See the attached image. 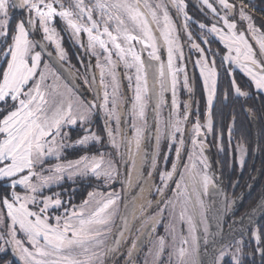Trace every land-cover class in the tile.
Segmentation results:
<instances>
[{
    "label": "snow or ice",
    "instance_id": "6c2138e0",
    "mask_svg": "<svg viewBox=\"0 0 264 264\" xmlns=\"http://www.w3.org/2000/svg\"><path fill=\"white\" fill-rule=\"evenodd\" d=\"M187 8L186 0H0V258L9 250L14 258L4 264H115L125 251L124 264H136L145 239L151 264L165 252L167 264H199L201 241L213 245L211 264L229 257L242 264L243 238L217 247L209 232L205 198L223 190L206 152L210 136L224 151L213 112L221 70L235 97L264 94V31L246 0H199L207 17L196 21L202 47ZM14 11L22 15L13 25ZM62 31L82 53L79 68ZM181 32L198 53L192 68L203 87L202 118ZM53 63H67L72 80L62 81ZM68 149L82 154L68 159ZM235 151L242 167L247 149L241 142ZM78 180L92 190L75 203L76 189L63 185ZM250 232L264 257V231Z\"/></svg>",
    "mask_w": 264,
    "mask_h": 264
},
{
    "label": "trees",
    "instance_id": "16d2710c",
    "mask_svg": "<svg viewBox=\"0 0 264 264\" xmlns=\"http://www.w3.org/2000/svg\"><path fill=\"white\" fill-rule=\"evenodd\" d=\"M246 2H249L252 9H254L249 10V13L253 18V22L257 27H261V30L264 31V0H246ZM197 34L193 31V36L196 37ZM211 47L213 51H216L219 45L214 40ZM217 62L219 63V60ZM234 71H236L237 82L240 83L245 90H249V81L247 78L243 77V75L237 70ZM193 76L195 77V100L200 101V113L202 118L205 110L203 87L199 80L198 72H194L193 70ZM226 89L229 90V98L224 100V92ZM213 112L217 129L223 127L225 131V135L223 137V152H219L217 150L215 139L210 136L212 145H214L215 149V161L218 162L219 167H225L224 170L228 167L229 169L230 167H234V173H236V167L237 165L240 166V164L237 159L238 154L235 151V147L238 143L242 142L247 149L243 164V167L246 169L244 174L247 173L249 167H254L256 170L257 168L260 169L259 171L261 176L258 186L260 197L256 193V200L251 199L250 202L257 201V198H260L259 200L262 201L264 195V95L258 94L255 90H252L250 96L247 98L235 97L230 91V78L226 77L223 70H221L219 88ZM232 123H234L232 139L233 149L230 155L228 151L227 127ZM81 153L82 152L79 149L70 151L68 158H76ZM256 192H258V190ZM86 193L85 189L79 197H84ZM257 226L264 231V213L259 218ZM247 239L249 238L247 237ZM253 242L254 241L248 240V243L243 246L244 256L242 264H264V257L255 253L256 246ZM249 253H251V255H249ZM224 264H230V259L226 258Z\"/></svg>",
    "mask_w": 264,
    "mask_h": 264
},
{
    "label": "flooded vegetation",
    "instance_id": "af4514ba",
    "mask_svg": "<svg viewBox=\"0 0 264 264\" xmlns=\"http://www.w3.org/2000/svg\"><path fill=\"white\" fill-rule=\"evenodd\" d=\"M186 3L188 4L187 11L191 17H194L196 20L195 21H201V22H207V17L205 16L204 13H201L199 10H197L194 6V4L191 2V0H186ZM197 3L199 4V1L197 0ZM22 15V13L18 11L13 12V25L15 23V20L18 19ZM192 19V22L189 24L190 30L193 31L197 34L200 32L198 29L197 23ZM62 36V43L63 47L65 48L66 52L68 53V57L70 62L75 65L77 68L80 67L76 57L77 54H81L79 52L78 47L73 43V41L70 39L68 33L66 32H61ZM181 38L185 40V35L183 32H181ZM196 42L201 43V46L203 47L204 45L202 42L198 39V34L196 36ZM186 45H188L187 42H185ZM53 51L54 54V49H50ZM188 51V55L191 62L188 63V68L190 69V79L193 77V68L190 63H192L191 60V55L193 52ZM85 61H87V57H85ZM94 63V61H93ZM53 66V65H52ZM60 67L63 70V73L65 76H62L57 69L53 66V68L56 70V72L61 75V77L66 81L70 82L72 80V77L69 76L68 72L66 71L68 65L65 63L63 66L60 65ZM199 74V73H198ZM76 83L79 85L80 81L76 80ZM193 83V88H194V79L192 80ZM82 88V86H81ZM124 91H127V82H124ZM194 100H195V90H194ZM195 107V106H194ZM97 130H99L102 127V122L97 118L96 125ZM78 130H73L72 132V138L75 139L78 135ZM208 143H209V148L206 152V155L209 157V162L211 165L212 172L215 173L220 177V179L217 181L219 184V187L223 190V194H219L217 197V215L219 216V219L216 221V228L212 229L211 233L213 234L212 239L216 241V246L219 247L220 244L226 243L229 239L226 237V235L230 234H237L241 235L243 233L242 228L247 229L246 224H241V220H249L253 219L255 226L258 224L259 218L263 215L264 213V202L260 201V198H257V201L253 202L250 200L254 199L256 200V193L260 197V192H259V182H260V169L257 168V170L254 167H249L247 170V173L244 174L246 171L245 167L238 166L236 167V173H234V167H229L224 170L225 167H219L218 162L215 161L216 158H214L215 155V149L214 145H212V141L210 137L208 138ZM77 149H68L67 150V158L69 155L70 151H75ZM95 150V149H92ZM110 149L105 148V151H109ZM162 151H167V145L162 144ZM82 154V153H81ZM69 159V158H68ZM170 167V164H169ZM223 169V170H222ZM77 184V185H76ZM76 184H70L66 183L63 185V187L68 188L71 190V188H75V203H79L84 197H79L81 194L85 191H91L92 187L89 185V182L86 180H78ZM174 186V185H173ZM121 185L118 183L116 185V189L119 190ZM57 189H53V191H56ZM258 190V192H256ZM2 191V189H0ZM139 192L138 187H134L127 195V199L131 200L134 196L137 195ZM264 194V192H263ZM262 194V195H263ZM168 195H171V192L168 193ZM261 195V196H262ZM264 196V195H263ZM225 197L227 199H225ZM67 198V197H65ZM264 198V197H263ZM149 199H152L153 201L155 200V196L151 195L149 196ZM222 199H224L223 204V214L222 218L220 220V212H221V207H222ZM264 201V200H263ZM231 202V207H227V203ZM250 202V203H249ZM255 209V211H253ZM155 209H152L150 212H154ZM228 231H231L227 233ZM235 232V233H232ZM238 232V233H237ZM248 232V231H246ZM218 234V235H217ZM248 237L250 238L249 232L248 235L245 236V238ZM254 243V242H253ZM255 245V243H254ZM256 246V245H255ZM208 247H213V245L210 243ZM211 249V248H210ZM126 251L124 252V255H120L116 261L115 264H124V256L126 255ZM9 259H14L12 257L11 251L6 255H3L2 258H0V264H4L5 260ZM111 264V262H110Z\"/></svg>",
    "mask_w": 264,
    "mask_h": 264
},
{
    "label": "rangeland",
    "instance_id": "374dc122",
    "mask_svg": "<svg viewBox=\"0 0 264 264\" xmlns=\"http://www.w3.org/2000/svg\"><path fill=\"white\" fill-rule=\"evenodd\" d=\"M247 1H250V0H247ZM249 15H250V13H249ZM192 18L194 21L196 20L194 17H192ZM243 26L246 27V25H243ZM199 35H200V32L198 33V38H199ZM193 38L196 40L195 36H193ZM181 40H182V44L184 46L185 57L187 59V58H189L188 51H187V50H189V45L185 44V42H187L186 36H185V40L182 38H181ZM190 52H193L191 55V60H192V63H194V60L198 56V53H196L194 50L190 51ZM188 60H190V59H188ZM192 63H190V65H192ZM188 70H189V76H190V69L188 68ZM121 71H122V69H121ZM62 81L66 82L63 78H62ZM49 82H51V81H49ZM262 95H264V94H262ZM180 96H181L182 100L188 99L187 94L184 93L182 88H181ZM217 197H218V195H213V196H209V197L205 198L206 221H207V225H208L210 233H211L212 229L216 228V221L219 219V216L217 215V203H218ZM263 200H264V198H263ZM263 200H262V203L264 202ZM149 214H151V212ZM117 223H119V221H117ZM243 224H246V227H248L247 229H248L250 238L249 239H247V237L245 238V236L248 235V232H246V231H243V233H241V235L230 234L229 232H231V231H228L227 233H229V234L226 235V237H228L229 240L226 243H230L235 239L243 238V246H244L245 244L248 243V240L252 241L250 230L252 227H256L254 220L253 219L243 220ZM163 233H164V228H163V225H161L158 227L157 234L162 235ZM232 233H235V232H232ZM199 234L201 235V237L203 236V225H201V227L199 229ZM128 246H130V241H129ZM149 247H150V244L148 243L147 239H145L144 245L141 247V249L138 251V253L135 256L136 264H144L145 258L148 254ZM212 248L213 247H208V246L205 247L203 245V242L201 241V245H200V247L196 253L197 258L199 260V264H211V261H212L213 256H214ZM147 258L149 260V264H151V257L147 256ZM228 259H230V257ZM161 264H167V252H165V255L163 257V260L161 261Z\"/></svg>",
    "mask_w": 264,
    "mask_h": 264
},
{
    "label": "water",
    "instance_id": "95a60500",
    "mask_svg": "<svg viewBox=\"0 0 264 264\" xmlns=\"http://www.w3.org/2000/svg\"><path fill=\"white\" fill-rule=\"evenodd\" d=\"M191 2L194 4L195 8L197 10H199V4L197 3V0H191ZM200 11V10H199ZM201 12V11H200ZM203 13V12H201ZM53 66L57 69V71L62 75V76H65L64 73H63V70L62 68L60 67V64L58 63H53ZM223 201L224 199H222V207H221V212H220V220L222 218V214H223V207H224V204H223Z\"/></svg>",
    "mask_w": 264,
    "mask_h": 264
}]
</instances>
